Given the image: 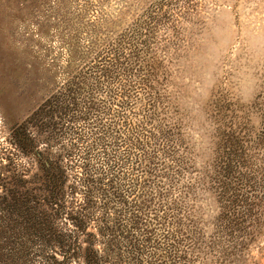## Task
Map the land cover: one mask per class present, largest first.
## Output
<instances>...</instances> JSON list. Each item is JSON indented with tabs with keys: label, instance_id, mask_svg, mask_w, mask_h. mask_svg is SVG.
I'll return each instance as SVG.
<instances>
[{
	"label": "rangeland",
	"instance_id": "rangeland-1",
	"mask_svg": "<svg viewBox=\"0 0 264 264\" xmlns=\"http://www.w3.org/2000/svg\"><path fill=\"white\" fill-rule=\"evenodd\" d=\"M136 25L149 29L145 91L135 72L117 88L91 69ZM79 74L80 107L95 108L79 122L82 136L61 139L40 124L15 132ZM229 124L264 133V0H0V246L10 205L45 209L65 169L67 192L77 187L82 199L90 189L92 211L110 215L127 264H147L150 253L163 264H264V210L243 249L216 230L217 130ZM254 160L264 172V140Z\"/></svg>",
	"mask_w": 264,
	"mask_h": 264
},
{
	"label": "trees",
	"instance_id": "trees-1",
	"mask_svg": "<svg viewBox=\"0 0 264 264\" xmlns=\"http://www.w3.org/2000/svg\"><path fill=\"white\" fill-rule=\"evenodd\" d=\"M153 21L154 18L150 17V24ZM141 28L136 25L129 35L112 40L99 52L91 65L94 73L120 88L128 76L135 72L139 81H135L138 87H133L140 91L147 90L145 82L151 76L152 67L144 64L140 56L148 49L149 29H145L147 35H144ZM81 78L79 74V77L66 81L15 132L22 136L28 125L40 124L42 130H52L61 139L69 133L77 138L82 136L79 122L88 120L95 108L92 103L88 107L87 104L86 107H80ZM149 105H152L150 101ZM217 138L214 185L222 208L216 230L236 243L234 249H243L260 235L262 227L260 218L264 210V172L257 171L254 159L262 146L264 133L253 137L246 132L245 126L229 124L218 128ZM53 168L51 163L44 162L47 181L51 185L55 178L50 172ZM61 171L60 185L48 190V196L42 200L46 202L45 209L41 210L38 206L40 202L34 200H18L16 205L9 206L11 237H3L6 243L0 246V264H78L80 261L82 264H127L122 254L119 230H114L107 221L110 215L106 213V218L100 217L92 211L97 203L90 189L82 186L85 188L82 190V199L77 198V187H69L70 191L67 192L65 169ZM71 203L73 206H69ZM16 229L18 232H15ZM173 235L171 249L175 247L177 239V236L173 239ZM8 239L12 241L8 242ZM140 247L135 249H139L137 253L141 256ZM7 248L9 251L3 252ZM172 253L173 260L175 257L180 258L177 257V248ZM149 255L147 264H163L164 257L156 253Z\"/></svg>",
	"mask_w": 264,
	"mask_h": 264
}]
</instances>
